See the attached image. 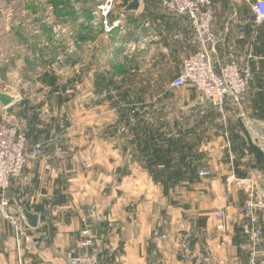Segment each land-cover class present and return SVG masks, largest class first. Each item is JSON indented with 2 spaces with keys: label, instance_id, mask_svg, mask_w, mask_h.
I'll use <instances>...</instances> for the list:
<instances>
[{
  "label": "crops",
  "instance_id": "0c3cea01",
  "mask_svg": "<svg viewBox=\"0 0 264 264\" xmlns=\"http://www.w3.org/2000/svg\"><path fill=\"white\" fill-rule=\"evenodd\" d=\"M244 1L211 0L214 17L212 30L220 35V45L217 49L220 61L224 62L223 57L227 49L234 52L238 62H243L253 42L255 32L251 25L247 26L243 36L237 33V21L242 22L252 17L248 9L243 10L244 4L247 3V0ZM143 2L139 0L140 6L136 12L120 14V17L115 19L118 20L119 25L116 28L121 31L123 48L131 47L134 50L137 47H133L135 41L141 42L146 37L151 38V43L147 41L146 44L151 45H148V49L152 50L149 52L153 54L152 77H156L159 72L158 64L168 58L175 60L174 75L169 76L174 79L179 73L182 59L196 50V47L190 44L192 33L189 23L184 18L172 17L163 12L152 16V21L149 18L151 23L145 24L148 20ZM128 3L130 2H126L124 7ZM125 19L128 20V27L123 29L121 22ZM254 45L258 55L253 54L255 58L251 62V68L256 74L257 66L260 65L256 60L264 62V33H258V40ZM157 52H160L164 59H161ZM130 55L127 62L133 63L135 59L130 58ZM166 108L159 112L160 115L165 113V116L156 118V121L160 124L162 122L163 126L172 130L165 139L158 135L159 139L154 138L148 142L138 136L131 139L116 135L119 123L114 120L112 114L105 121V125L98 120L89 124V136L81 134L80 130L87 126L81 122L80 117L77 123L73 122L72 134L65 138V157L55 160L54 155L52 160L44 158L38 165H28L24 171L26 184L22 192H19V188H12L14 183L9 190V195L21 196L19 203L39 216L38 227L34 229L33 234L39 238L40 246L32 250L24 246L18 249L10 226L0 218V264H66L65 255L78 251L77 243L84 227L81 219L90 214L95 216L102 207L103 220H90L88 226L101 249V260L104 264H192L182 259L177 242H160L153 233V230H156L159 234L165 231L173 234L174 225L184 216L190 217L189 226L199 235V242L226 241V249L219 251L217 260L228 257V264H246L245 257L236 248V245L242 242V208L239 214L229 215L223 223H217L213 213L218 207L224 206L219 197L220 190L229 189L222 180L229 170L224 132L228 135L232 155L236 145L233 141L235 137L245 148L253 149L249 151L248 158L259 162L254 170L258 171L259 167H263L264 156L248 141V137L241 133H236L233 137L232 133L227 132V126L224 127V132L218 130L211 137L207 134L191 144L190 136L186 137L189 135L187 128L192 124L189 110L191 107L170 105ZM97 110L101 109L96 108V111L89 112L94 115ZM209 111L206 112L204 129H208V124L211 123H217L220 128L222 124L226 125L216 118L220 114L214 110ZM210 118L216 119H213V122ZM98 125L99 128L103 125L105 135H96L95 129H99ZM52 136L31 137V141L36 144ZM52 145L55 144L50 143L45 153L53 155L55 146L51 149ZM150 148L155 150L151 151ZM195 152H199L198 155L193 154ZM233 158L238 165L237 159ZM190 164L197 168L190 171ZM217 167L221 171V181L201 179L205 182V188L200 185L190 186L188 189L199 193L196 196L201 197L194 199L192 194L185 196L182 200L185 203V212L182 215L164 218L158 215L153 217L149 212L156 203L167 201L160 194V185L151 177L161 175L162 183L172 184V175H187L191 178L197 176L199 171L205 170L214 175L217 174ZM185 181L187 183V179ZM207 185H210V188H206ZM214 196L216 198L213 199ZM231 201L228 209H232L234 197H231ZM210 264H217V261Z\"/></svg>",
  "mask_w": 264,
  "mask_h": 264
},
{
  "label": "rangeland",
  "instance_id": "374dc122",
  "mask_svg": "<svg viewBox=\"0 0 264 264\" xmlns=\"http://www.w3.org/2000/svg\"><path fill=\"white\" fill-rule=\"evenodd\" d=\"M107 1L0 0V93L16 99V102L6 110H3L0 105V121L6 118L17 125L27 136L28 149L34 145L31 137L46 135L48 138L54 134H60L59 141L50 146L51 149L55 146L53 155L45 153V159L52 160L54 155L55 160L64 158L65 153L64 156H58L56 149L60 147L65 152V138L71 136L73 122L77 123L80 117L81 122L87 126L80 130L81 134L89 136L91 132L88 125L95 120L102 121L105 125V121L111 117V114L119 123L118 131L114 132L118 136L131 139L138 136L145 142L153 141L154 138L159 139V136L165 139L172 129L163 126L162 122L161 125L156 118L164 117L165 113L160 115L159 112L163 111L162 109L166 110V106L170 105H195L189 109L192 124L187 128L189 135H186V137L190 136L191 144L201 137H206L207 134L211 137L218 130L224 132L226 126L227 132L232 133L233 137L237 135L236 133L247 137L244 118L248 121L264 122V62L256 60L260 65L257 66L256 74L252 70L254 80L242 101L237 103L233 99L228 100L223 116L216 117L221 124L226 125L222 124L220 128L217 123L214 125L211 123L208 124V129H204L206 119H199L195 114L203 105H199L197 92L193 88L180 90L170 88L172 79L169 76L174 75L175 60L164 59L160 52H157L164 61L158 64L159 72L156 73V77H152L153 54L149 52L152 51L148 49L149 44H146L151 38L146 37L132 50L131 47L123 48L121 31L118 28L106 32L104 22L108 24L115 22V19L120 17L119 11L126 1L129 2L113 0L111 12L105 17L102 16L99 8L105 6ZM143 1L148 20L145 24L151 23L152 16L165 12L155 0ZM255 1L257 0H249L244 4L243 10L248 9L252 14L249 3L252 4ZM121 23L124 25L123 29L128 27L127 19ZM251 28L257 33H264V25H252ZM251 49L252 54L258 55L255 45ZM132 53L133 55H130ZM228 53L225 49L224 61L228 58ZM129 55L130 58L135 59L133 63L127 62ZM159 57H153V59ZM259 57L261 56H257ZM235 58L238 61L236 56ZM215 59L221 60L216 55ZM96 108L101 110L94 112V115L89 112L96 111ZM111 110L114 112H110ZM213 119L210 118L212 121ZM103 125L102 128L97 126L99 129H95L96 135H105ZM233 141L236 143L233 155L235 154L234 157L238 161V165L235 163L236 175L242 180L248 179L249 174L255 171L256 164L259 162L256 163V160L248 158L249 151L253 149L245 148L243 144L242 146L236 137ZM198 153L193 154L198 155ZM28 165L38 164L30 162ZM188 167L190 171L197 168L194 164ZM216 171L217 174L203 180L214 179L220 182V168L217 167ZM257 172L262 174L264 165L259 167ZM227 174L222 180L225 187H229L228 190H230L232 187L228 177L229 170ZM151 178L160 185L161 196L168 202L176 204L185 205L182 200L191 194L194 199L201 197L196 196L199 193L188 189L190 186L200 185L205 188V182H202L198 175L191 178L187 175L186 177L172 175V184L168 181V183H162L161 175ZM24 179L23 174L22 179L13 182L12 188L14 190L19 188V192H22L26 184ZM207 187L210 188V185ZM165 188L166 191L163 190ZM228 190H220L219 197L224 206L218 207L213 213L220 210L224 212V216L220 220L214 217L217 223H223L229 215L239 214L246 201L244 191L234 188L231 197H234L236 206L233 202L232 209H228L229 204L224 203V195ZM11 198L14 206L21 200V196L18 197V195H12ZM260 219L264 227V210L260 213ZM33 237L40 242L34 234Z\"/></svg>",
  "mask_w": 264,
  "mask_h": 264
},
{
  "label": "built area",
  "instance_id": "2783aa9c",
  "mask_svg": "<svg viewBox=\"0 0 264 264\" xmlns=\"http://www.w3.org/2000/svg\"><path fill=\"white\" fill-rule=\"evenodd\" d=\"M155 2L168 15L188 21L192 33L190 44L196 47L194 53L182 59L179 73L172 79L170 88L172 90L193 88L197 93L202 94L204 103L195 112L199 119L205 118L209 109L223 116L227 101L233 99L240 103L254 80L251 62L255 56L252 54L251 48L258 40V33L254 31L253 42L249 47L250 51L243 63H239L234 53L228 50V58L223 64H220V61L215 59L220 45V35L212 30L214 17L211 0H155ZM246 2L248 3L249 0ZM112 4L113 0H108L105 6L99 8L102 16L106 17L110 14ZM249 4L252 17L242 22L237 21V33L240 36L245 34L248 25H264V0H257ZM118 25V20L112 24L104 22L106 32H110ZM133 44V47L140 45L138 41ZM141 48H143V44ZM262 60L264 61V58ZM2 109L6 110V108ZM223 138L228 158V177L232 187L224 195V203L230 204L234 188L239 191L243 190L246 196L242 207V242L237 244L236 248L245 257L246 264H264V227L260 219V213L264 207L256 204L252 180L250 178L242 180L237 177L234 156L229 150L228 135L224 133ZM59 139L60 134H54L50 139L36 143L28 149L27 136L20 128L6 118H2L0 121V218L10 226L18 249L23 246L27 249H37L40 242L33 237L34 230L28 228L23 218L18 214L9 195V190L14 181L22 179L28 164L30 162L39 164L45 158L47 146L50 143H57ZM56 152L58 156H64L60 147L56 149ZM210 175L211 173L207 170L198 173L200 179L208 178ZM149 212L153 217L155 215L164 218L180 216L185 212V205L163 201L153 205ZM223 216V211L217 210L214 213L216 219L220 220ZM93 219H95L94 214L81 219L82 224L85 225L80 231L77 243L78 251L65 255L66 264H104L101 260V249L88 226V222ZM189 221L190 217L184 216L180 222L174 225L173 234L168 231L159 234L156 230H153V233L160 242H177L180 255L186 262L210 264L217 261V264H228L230 262L228 257L216 259L219 251L226 249V241L199 242V235L189 226Z\"/></svg>",
  "mask_w": 264,
  "mask_h": 264
},
{
  "label": "water",
  "instance_id": "95a60500",
  "mask_svg": "<svg viewBox=\"0 0 264 264\" xmlns=\"http://www.w3.org/2000/svg\"><path fill=\"white\" fill-rule=\"evenodd\" d=\"M139 0H131L124 8L119 12L120 14H126L130 12H136L139 9ZM199 105L203 104L204 98L202 94L197 93ZM16 99L7 94L0 93V105L2 108H7L14 104ZM195 105H189V107H194ZM244 120L245 131L247 137L249 138L251 144L264 156V122H255ZM250 179L254 185V193L256 204L260 207H264V172L259 174L256 170L249 174ZM262 179V180H261ZM1 195V191H0ZM102 207L95 215L96 221L103 220ZM16 210L18 214L23 218V221L28 228L34 230L38 227L39 216L35 213H31L25 205L16 202Z\"/></svg>",
  "mask_w": 264,
  "mask_h": 264
}]
</instances>
